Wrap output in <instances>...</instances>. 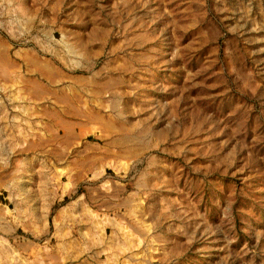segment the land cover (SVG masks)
Masks as SVG:
<instances>
[{
	"label": "rangeland",
	"instance_id": "374dc122",
	"mask_svg": "<svg viewBox=\"0 0 264 264\" xmlns=\"http://www.w3.org/2000/svg\"><path fill=\"white\" fill-rule=\"evenodd\" d=\"M0 264H264V0H0Z\"/></svg>",
	"mask_w": 264,
	"mask_h": 264
},
{
	"label": "bare ground",
	"instance_id": "6f19581e",
	"mask_svg": "<svg viewBox=\"0 0 264 264\" xmlns=\"http://www.w3.org/2000/svg\"><path fill=\"white\" fill-rule=\"evenodd\" d=\"M17 181V180H16ZM18 182V181H17ZM15 188L17 189V190H20V186H19V184H15Z\"/></svg>",
	"mask_w": 264,
	"mask_h": 264
}]
</instances>
